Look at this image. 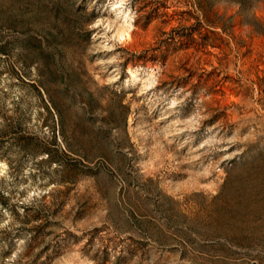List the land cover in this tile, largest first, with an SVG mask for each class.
Here are the masks:
<instances>
[{
	"label": "rangeland",
	"instance_id": "rangeland-1",
	"mask_svg": "<svg viewBox=\"0 0 264 264\" xmlns=\"http://www.w3.org/2000/svg\"><path fill=\"white\" fill-rule=\"evenodd\" d=\"M0 264H264V0H0Z\"/></svg>",
	"mask_w": 264,
	"mask_h": 264
}]
</instances>
